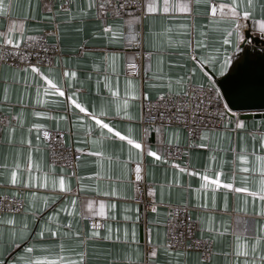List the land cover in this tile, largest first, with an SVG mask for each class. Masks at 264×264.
<instances>
[{
  "label": "crops",
  "instance_id": "crops-1",
  "mask_svg": "<svg viewBox=\"0 0 264 264\" xmlns=\"http://www.w3.org/2000/svg\"><path fill=\"white\" fill-rule=\"evenodd\" d=\"M9 2L15 6L6 15L0 13V41L6 37L13 22L17 24L13 30L14 40L18 38L19 24L23 23L24 39L20 44L45 35L49 42L56 43L58 54L53 58L51 67L39 68L40 75L33 73L30 68L24 72L7 65L0 67V114L13 120L3 128L0 137V195L23 200L22 213L0 214V252L8 253L14 232L17 242L22 235L32 237L28 243L38 246H58L63 242L64 255H72L73 258H76L74 253L85 251L86 264H110L112 261L117 264H229L230 260L237 259L233 254L235 235L241 234L247 240V259L251 264V244L257 226L264 225V219L253 215L254 211L259 210L260 198L251 195L259 187L261 174L244 172L242 169L254 168L256 156H264L260 143L261 136H264V118L245 119V130H231L223 135V129L202 131L208 132V136L202 140L200 133L192 143L182 129L160 128V137L154 130L146 139L153 150L158 138L164 141L161 159L156 160L147 152L141 155L140 150L132 149V159L125 167L123 161L128 160L130 146L119 138H109L102 145H93L92 141L100 133L94 120L88 116L89 112L99 114L103 110L108 113L106 123L122 134H127L131 127L134 138L140 139L141 100L167 96L170 80L173 94L179 90L175 81L180 77L190 79L193 85L204 81V71L199 68L195 75L189 77V69L193 67L189 58V44L197 56H212L217 48L222 52V29L226 25L221 24V30H216L208 25L204 16L190 17L188 13L177 10L170 15L146 16L130 29L125 23L127 15L111 17L107 14L101 17L97 14L99 4L105 2L107 5V0H67L64 4L67 11L62 10V3L56 0H4L6 4ZM156 2L162 4L163 0ZM170 2L179 4L190 0ZM223 2L228 3L230 0ZM258 2L264 3V0ZM90 3L94 6L89 9ZM206 8L207 4L201 5V11ZM81 9L87 10L83 18L80 17ZM260 18L257 6L254 19L259 21ZM246 23L251 29L252 19ZM107 25H112L117 31L116 37L112 36V32L105 34ZM197 41L201 42L200 47L196 46ZM134 44H141L148 54L141 79L126 73V64L137 57ZM81 47L85 51L82 52ZM73 72L75 76L71 75ZM45 75L55 83L64 85V96L45 93V88L49 87L45 83ZM113 92L117 95L113 96ZM72 100L83 105L86 112L81 113ZM117 104L120 105L119 117L116 116ZM37 112L45 115L37 116ZM45 129L71 132L66 142L76 150H81V159L75 171L49 164L40 134ZM177 130L179 136L171 137L172 143L169 144L171 133ZM165 145L189 146L185 154L186 165L165 161ZM242 147L246 149L244 161L239 159ZM97 151H103V159L94 154ZM29 155L33 162L31 185L28 184V170L25 167ZM16 162L21 165L17 174L19 183L12 185L10 170ZM137 162L142 163L145 180L153 185L150 196L158 205L146 215H143L140 205L134 202L131 166ZM217 171L221 172V187L210 185L202 188V177L207 174L214 179ZM61 178L68 191L59 188ZM53 180L57 182L55 189L52 188ZM41 183H47L48 186L39 187ZM224 183H233L235 188L247 187L248 192L225 189L222 186ZM112 191L117 194H102ZM12 193L17 195L13 196ZM73 200L76 201L74 211ZM89 203L91 208L88 207ZM171 205L185 206L191 210L198 227L197 237L209 242L208 259L199 253L166 247V207ZM245 206L247 213L235 211V208ZM64 208L68 211H63ZM53 213H57V216L49 222L48 216ZM9 219L13 224L7 223ZM89 219L104 221V228L96 229L100 238L89 237L93 230L88 225ZM57 220L62 226L61 232L80 233L79 238L74 235L52 238L47 232L43 237L36 236L41 224H50L55 228ZM25 226L27 232L24 231ZM109 234L111 240L101 239ZM147 247L149 251H146ZM51 251L59 253V248L55 247ZM153 251L155 255L149 258L148 254ZM34 254L47 253L38 247ZM262 255L264 243H261L255 254L258 264ZM0 258H6V255ZM239 259L240 264H243L245 257Z\"/></svg>",
  "mask_w": 264,
  "mask_h": 264
},
{
  "label": "snow or ice",
  "instance_id": "snow-or-ice-1",
  "mask_svg": "<svg viewBox=\"0 0 264 264\" xmlns=\"http://www.w3.org/2000/svg\"><path fill=\"white\" fill-rule=\"evenodd\" d=\"M207 4V8L204 11H201V5ZM108 7L111 8V14L113 17H120L127 15L128 19L125 23L131 29L132 25L137 21H141L144 17L156 14L170 15L175 11L182 13H188L190 17L193 16H204L210 27L215 28L216 30H221L219 25H226L223 27V38L221 44L223 46V51L219 48L214 50V55L212 56H197L194 49L192 48L191 43L189 44V58L193 62V67L189 69V77L196 74L197 68L204 71L205 80L198 82L195 85L192 84L190 79H185L184 77L178 78L175 83L179 86V90L173 94L172 92V82L169 81V93L168 100L164 99V96H160V100L164 102L165 107L174 106L177 111L173 114L170 119L183 120L185 122L191 120L193 124H201L206 117L217 119L223 124V132L227 133L231 130H245L246 123L243 118V109H250L254 107L264 108V3H259L258 0H230V2L225 3L223 0L217 2V0H190V2L174 4L170 0H163V3H157L156 0H107ZM134 5H139L140 7L136 8V11H140L141 15L137 16L134 11L129 9L133 8ZM193 5L195 6L193 8ZM14 3H4V0H0V13L8 14L12 12L14 8ZM92 3L89 4V9L93 7ZM257 6H259L261 18L259 21L254 19V14ZM108 7H106L105 2L99 4V16H104L108 14ZM61 9L67 11V9L61 5ZM51 9L49 8V11ZM87 15L86 9H81L80 17L83 18ZM252 19V27L249 29L246 21ZM17 27V24L13 22L12 26L8 29L6 37L0 41L5 45H13L15 51L12 55L19 54V44L24 39V25L23 23L19 24L20 36L15 38L13 35V30ZM187 27V26H185ZM105 34L112 32V36H117V31H115L112 25H107L104 28ZM32 39H35L33 37ZM257 45L260 46V52L258 53L261 60V74L259 82L257 85V80L255 78L251 61L249 57L252 54L256 53ZM196 46L200 47L201 42L197 41ZM81 51H85L81 47ZM239 54V55H238ZM24 55H20V59L23 60ZM31 71L37 75H40V69L37 66L29 65L28 68L22 69L24 72ZM68 75V73H65ZM72 76H75V73H71ZM45 83L49 86L45 88V93L48 92L58 93L61 96L65 95L64 85L62 83H55L49 76H44ZM39 95V93H38ZM113 96H116L117 93L113 92ZM173 95L175 96H184L187 97V100L176 103L173 101ZM5 100H7V95L5 94ZM71 99V97H69ZM259 101V102H257ZM39 102V101H38ZM72 103L76 108L79 109L81 113L86 112V109L83 105L78 103L76 100H72ZM125 101V106H126ZM116 116L120 115V105L117 104ZM37 116H43L44 113L37 112ZM163 115V114H161ZM88 116L94 120L95 125L99 128V136L96 140H93V145H102L103 141L109 138H119L122 142L126 141L130 146L128 160L123 161L125 167L132 159V149L140 150L141 155L144 152L156 160H160L163 153L161 152V145L164 143L162 139L158 138L157 145L155 150L150 148L147 143V137L153 131L152 128H145L142 130V135L140 139H135L133 136V129L129 127L127 134H122L121 131L117 130L110 123L105 122V117L108 116V113L101 111L97 114L95 111L89 112ZM107 130V132H105ZM158 137H160L161 129L156 128ZM191 132L192 129H189ZM179 131H174L170 135L168 141L169 144L172 143L171 137H178ZM208 136V132L201 133V139L203 140ZM243 139V138H242ZM255 139V137H254ZM261 150L264 151V136H261L260 139ZM203 146V145H201ZM80 152V149H77ZM246 152L245 148H241V155L239 159L244 161L246 156L243 154ZM97 157L101 159L104 158L103 151H97L94 153ZM255 155V151L253 152ZM109 160L112 159L111 156L108 157ZM256 166L252 169L244 168V172H259L261 174V179L259 181V187L257 191L252 192L251 195L259 197L261 205L258 211H254L253 215L257 216L259 219H264V156H256ZM99 164V161H98ZM21 165L19 162H16L10 170V183L16 185L19 183L17 174L20 170ZM26 169L28 170L29 181L28 184L31 185L33 179L31 169L33 167V162L31 155H29L27 162L25 164ZM38 167V166H37ZM142 163L137 162L134 168L135 179L140 181L142 178ZM207 172V169L205 170ZM197 174V173H193ZM47 177H45V180ZM204 183L201 185L202 188H207L210 185H214L216 188L221 187V172L217 171L215 173V178H210L207 174L202 177ZM247 177H245V181ZM39 187H47V183H41ZM223 188L233 189L235 192H248L247 187L235 188L233 183H224ZM57 187V182L52 181V188ZM59 188L62 191H68L67 185L63 178L59 180ZM103 195H116L115 191L102 193ZM149 194H151V189H149ZM13 196H16L17 193H12ZM35 196V193H32ZM47 201L48 198H45ZM76 201H72L73 211ZM47 206V203L46 205ZM89 208L92 207L91 203L88 205ZM255 209V204L253 205ZM103 208V205H101ZM227 205H225V210ZM63 211H68L67 208H64ZM236 212H245L247 213V207H237L235 208ZM57 213H53L48 216V221L51 222ZM8 224H13V221L9 219ZM59 221L57 220L55 228L49 225L41 224L40 230L36 233L37 237H43L44 233L47 232L52 238H63L74 235L79 238L80 233H71L61 232ZM99 226L93 225V230L89 233L90 238H100L99 232L96 230ZM70 229V225H69ZM27 232V227L24 229ZM246 231V229H245ZM13 240L11 242V247L7 254L0 252V256L6 255V258H0V264H86V252L80 251L76 252L73 255L76 258H73L72 255H64L65 246L63 242L57 245H36L34 243H28L32 237L27 235H22L19 242L14 239L15 233H12ZM135 236V233H133ZM101 239L111 240V235L102 237ZM117 240L120 239L119 236L116 237ZM126 239V237H125ZM199 243V242H197ZM264 243V225H258L256 229V235L254 241L251 244V252L253 253V259L251 264H258L255 254L261 245ZM46 252V255H35L37 249ZM58 247L59 253H53L51 249ZM22 249V251H20ZM236 256L235 261H229V264H240V257H245L243 264H250L247 257L249 256L248 244L246 238H242L241 234L235 235L234 242V253ZM149 258L155 255V251L148 254ZM110 264H117L116 261L110 262ZM259 264H264V255L259 257Z\"/></svg>",
  "mask_w": 264,
  "mask_h": 264
},
{
  "label": "built area",
  "instance_id": "built-area-1",
  "mask_svg": "<svg viewBox=\"0 0 264 264\" xmlns=\"http://www.w3.org/2000/svg\"><path fill=\"white\" fill-rule=\"evenodd\" d=\"M61 2L64 6L67 0H56ZM115 2V0H113ZM108 7V5H106ZM139 5H134L129 9L134 11L136 15H141L140 11H136ZM108 15L111 14V8L108 7ZM133 48L137 50V57L133 62L126 64V73L133 77L143 78L144 70L143 64L148 60V54L142 49L141 44H134ZM15 51L14 46H7L5 44L0 46V67L7 65L17 69L28 68L29 65L37 66L38 68H49L52 66L53 58L58 54V46L56 43L49 42L45 35L36 37L35 39L24 41L19 45V54L12 55ZM20 55H24V59H20ZM168 100V95L164 96ZM184 96L173 95V101L179 103L187 100ZM142 115L139 124L143 129L152 128H179L182 129L190 143L195 141L200 133L205 130H221L223 124L217 119L206 117L203 123L193 124L191 120L185 122L178 119H170L177 109L174 106L165 107L164 102L160 97L154 99L141 100ZM163 114V115H161ZM13 122L7 115L0 114V137L3 128ZM189 129H192L190 132ZM42 141L48 154V162L51 166L64 168L70 172L76 170L77 164L81 159V154L68 144L67 138L71 136V132L61 130L45 129L40 132ZM189 146L180 145H165L164 159L170 163H179L186 165V152ZM136 164H132L131 180L134 184L135 198L134 202L140 205L143 215L153 212L158 205L154 202L149 194V189L153 191V185L145 180L142 171V178L140 181L135 179ZM167 217L165 220V244L166 247L179 250L181 252H195L209 258V242L197 237V224L191 216V210L185 206L171 205L167 206ZM23 212V200L7 195H0V214H20ZM98 225L97 230L104 228V221L98 219H89L88 225L93 229V225ZM199 242V243H197ZM150 248L147 247L146 251Z\"/></svg>",
  "mask_w": 264,
  "mask_h": 264
},
{
  "label": "water",
  "instance_id": "water-1",
  "mask_svg": "<svg viewBox=\"0 0 264 264\" xmlns=\"http://www.w3.org/2000/svg\"><path fill=\"white\" fill-rule=\"evenodd\" d=\"M259 52H260V46L257 45L256 53L252 54L249 57V60L251 61V64H252V68H253V72H254L255 78L257 80V85H258L260 74H261V60H260V57L258 55ZM257 102H259V101H257ZM242 113H243V118L244 119H249V118H252V117H254V118H264V108H260V107H254V108H250V109H243Z\"/></svg>",
  "mask_w": 264,
  "mask_h": 264
}]
</instances>
